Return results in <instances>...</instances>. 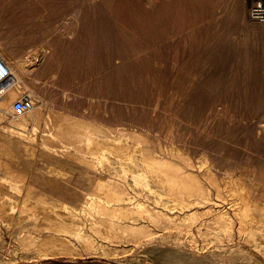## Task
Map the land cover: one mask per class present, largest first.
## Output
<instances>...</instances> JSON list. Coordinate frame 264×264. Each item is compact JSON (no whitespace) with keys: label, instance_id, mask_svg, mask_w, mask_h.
<instances>
[{"label":"rangeland","instance_id":"obj_1","mask_svg":"<svg viewBox=\"0 0 264 264\" xmlns=\"http://www.w3.org/2000/svg\"><path fill=\"white\" fill-rule=\"evenodd\" d=\"M251 5V0H0V46L13 58L29 55L35 62L45 52L40 67L25 68L22 78L8 74L7 85L16 82L8 91L20 90L11 106L31 94L42 117L32 141L20 137L13 122L31 113L11 107L0 122V149L11 146L18 159L12 160L14 175L0 169V264H264L263 231L241 234L237 223L230 234L226 222H214L209 208L186 218L178 208L164 206L175 203L163 189L160 209L178 218L174 224L148 221L147 235L138 243L117 226L114 235L106 233L110 238L98 237L106 249L94 253L79 246L81 254L44 255L26 239L46 235L39 228L54 208L65 210L60 201H81L83 194L70 198L69 192L85 188L89 177L95 181L121 172L122 155L114 152L108 155L111 163L97 162L94 170L74 153L45 148L43 143L51 142L45 121L52 109L73 118L62 130L80 136V145L77 135L57 138L75 142L71 152L83 146L86 127L116 136L123 127L141 133L146 147L166 156L175 148L176 161L191 158L196 170L211 171L220 181L231 175L253 186V196L264 194V23L251 17ZM75 118L81 126L86 122L78 133ZM34 125L28 121L29 131ZM107 130L95 149L105 144ZM128 182L134 189L131 177ZM221 187L225 200L214 187L211 193L227 208L228 193H243ZM42 190L49 199L38 201ZM146 195L156 205L153 194Z\"/></svg>","mask_w":264,"mask_h":264},{"label":"bare ground","instance_id":"obj_2","mask_svg":"<svg viewBox=\"0 0 264 264\" xmlns=\"http://www.w3.org/2000/svg\"><path fill=\"white\" fill-rule=\"evenodd\" d=\"M42 56H45V52L43 49L40 51V57ZM0 57L2 58V61L0 58V62H1L0 65L5 70V72H7V74L10 73L11 77H16V78H22V75L26 71V69L27 70L29 69L30 71L36 69L32 67L33 64H37L38 67H40L41 65L40 57L36 59L37 60L36 62L31 61V59L32 58L34 59L35 57L29 55L23 57V59L21 60L16 59L9 56L5 51V49H3L1 46H0ZM15 83L16 82H12L10 85H7L6 89L0 91V122L6 119L5 114L6 113L9 114L10 109L12 107L11 106L12 100L15 97H17L20 93L19 89L13 90L11 92L8 91L11 87L12 88L16 87ZM27 113H31V114L22 115L19 118L16 117L15 119L14 117L13 119H11L12 121L15 119V121L13 122L16 123L15 128L13 126L12 128L16 129V132L19 135H21L20 137L23 138L27 137L28 139L29 137H31L30 141H32L31 139H35L36 132L39 126H41L39 125V123L42 117V110L40 109V107H38V108H34L33 110H31V112H27ZM49 115L51 118L48 117V119L45 121V126L47 128L50 126L49 128L50 130L49 129L48 130L45 129V130L48 131L49 139L51 140V142L48 141L44 142L43 145L45 146V148L47 149L53 148L54 151L55 150L60 151L61 153H65V154L74 153V155L76 156L75 158H77L76 160L79 159L84 160V163L88 166V169L93 168L94 170L98 169L97 168L98 163L100 164L111 163V160L108 156L109 154H112L114 152L117 153L115 155H118L119 157L121 155L122 156L119 158L121 162V172H117L116 174L114 173L113 175L111 174L109 178L99 177L95 181L89 177V179H87V185L85 188L82 189L79 188L78 192L75 191L69 192L70 198L80 199L79 195L83 194V198L81 201H78V203L74 205L68 204L65 201H60L63 204L61 207L64 208L65 210L62 212L54 208L52 213L48 215L50 216L49 217L50 220L47 223L48 225L47 224L45 225L44 222L43 224L45 226L39 228L40 230L43 231L47 230L45 236H41V235L34 236V234L33 235L30 234L29 237L26 238L28 239V242L31 243V245L33 244L37 245L36 246L37 249H39V251H43L42 253L44 255L61 253V251H63L66 254H70V253L81 254L82 250L77 249L79 246L82 247L81 249H84L89 253H94L98 249L104 250L106 249V244L103 243V241H99L100 239H98V237L100 236L102 237V239L108 238L110 234L108 233L109 235H106V233L110 231L111 232L115 231L116 226L119 227V230H121V232L124 233V234L122 233L123 236L125 235V237L129 238V240L132 239L133 241L138 243L140 242L142 235L144 234L147 235L148 230L146 228L147 226L146 223L148 221H151L157 225H159V223L161 224L162 222L174 224V221L178 218L177 215L173 216V214H169L168 212H164L160 209L161 208L160 205L161 204L163 205V196H164L161 189L165 190L166 191L165 194L168 196V198L172 199V201L175 203L173 206L170 207L169 205H164V206L170 208L171 210L178 208L180 210V213L184 214V217L186 218L190 216L195 217L196 215L203 214L205 212L204 211L202 212V210L209 208L206 210V212H208V210L211 213L212 211H214L215 213L214 216H216L214 218V222H218V223H220L221 221L226 222L227 223L226 225H228V227L230 228V234L232 233V229L235 227L237 223H238L237 225H239L237 227L238 228L237 230H239L240 233L243 231L244 232L250 231V233L252 234L254 230H258L260 232L263 231L264 233V229H263L264 228V194L258 195L256 197L253 196L251 192L252 190H254V187L253 186L251 187L248 182L241 180L235 181L234 178L236 179V177L233 178L231 175L223 176L221 178L222 181H220L219 177L214 173H211V171L203 172L202 170L200 171L196 170L195 165L191 158L180 156L183 159L184 163H181L182 161L181 162L176 161L173 158V157H177L176 154L177 150L175 148L168 151L170 153L169 155L170 157L166 156V154L163 155L161 150L159 151L157 149L151 148L149 147V145H147L146 147L144 145L146 139L141 133L123 127L122 128L118 127L119 129H117L118 130L117 136L111 135L112 133L111 130L109 131L106 129L107 132L109 131V133L103 136L105 140V144L103 143L104 145L100 146L98 149H95L97 144H101L99 140L106 130L105 131L103 130L104 131L103 132L99 128L101 132H103L101 134V132L98 129H96V127L93 128V126L87 125V126H91V128L89 127L87 128L86 125L83 124L86 123L85 120L84 122L83 120H81L82 121L81 124L82 126L85 125L86 129L84 131L82 130L83 131V133H81L82 135L79 134L83 136L82 139L84 140H81L83 142L81 143L83 144V146L79 147L80 136H78L74 132V135H77L75 137L79 139V142H77L79 145H77L78 147L75 146V152H71L70 149L71 147H74L73 144L75 142H70V140L68 141L67 138H65V140H67L66 142L64 138H63L64 141H59V140L61 139V137H64V135L67 136V134H71L69 133V130L68 131H63V130L65 124L69 125V123L72 122L73 118L72 119L70 118L72 116H70L66 112H61L55 109H52ZM30 120H34L35 123L33 132L29 131L28 121ZM74 120L75 121L73 122H75L74 124L76 125L77 119L75 118ZM77 124L78 125L76 126H78V129L76 128L73 129L74 130L76 129L75 131H77L78 133V130L80 129V127L82 128V126L79 125V122ZM8 127L9 126H7V128ZM73 129L71 130L73 131ZM64 132L67 133L63 134ZM12 133L16 134L13 131ZM12 133L10 132V134ZM57 138L60 139L57 140ZM76 138H74L75 141ZM21 140L20 142H22ZM71 140H73V138ZM102 141L103 140H101V142ZM10 147L4 146L0 149V169L5 168V170L7 171V177L8 175L15 174L14 171L15 168L13 170L12 167V160L14 161L17 160L18 162V159L15 156L14 151ZM88 154H90L92 158L84 157V156H88ZM139 154L142 156L139 157ZM50 167L52 168V165ZM57 170L58 172L55 171L56 172L55 175L58 174L59 176L60 175L59 169ZM129 177L132 178L133 184H135L134 189L131 188V186L133 185L130 184V182H128ZM5 180L7 179L5 178ZM16 184H19V182ZM65 184H69V182H65ZM221 186H225V188L229 187L231 190L238 188L242 190L243 193L241 194L239 193L240 194L239 196L235 194V191L232 194L228 193L229 195H231L230 196L231 204L227 208L225 206H222L219 203V201H216L211 193L212 190L211 188L214 187L218 191L217 196L218 197L220 196L223 198V200H225V196L221 194V188H222ZM32 187L36 188L34 185ZM146 192L153 194V196L155 197L154 200L156 202V205L153 206L150 204L149 201L150 198L148 197V195H146ZM48 195L49 194H47L42 190L38 195V201L49 199ZM30 199L31 196L29 193H27L26 200H30ZM50 201L54 203V201L52 200ZM256 211H258V213H256ZM33 213L32 216H35L36 214L33 215ZM41 213L43 214L42 211ZM59 215L65 216L66 220L60 219ZM144 217L146 218L147 221L144 220ZM127 218L128 220L122 221L123 219H127ZM180 225L182 226V224H179V226ZM39 233L41 232L39 231ZM157 233H159V231ZM112 239H110V241ZM253 241H255V239ZM28 242H26V244ZM228 243L230 244V242ZM253 244H255V242ZM254 247H256V245H254ZM111 248L112 247H110V249ZM99 253L101 254L102 252Z\"/></svg>","mask_w":264,"mask_h":264},{"label":"built area","instance_id":"obj_3","mask_svg":"<svg viewBox=\"0 0 264 264\" xmlns=\"http://www.w3.org/2000/svg\"><path fill=\"white\" fill-rule=\"evenodd\" d=\"M251 17L261 23H264V0H251ZM1 64V62H0ZM8 83V74L0 65V91L5 89ZM34 99L28 93H25L20 99L13 103V111L16 113L29 112L34 109Z\"/></svg>","mask_w":264,"mask_h":264}]
</instances>
